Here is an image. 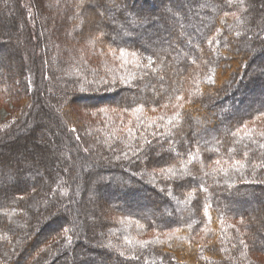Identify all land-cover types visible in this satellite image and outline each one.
Segmentation results:
<instances>
[{"label":"trees","instance_id":"trees-1","mask_svg":"<svg viewBox=\"0 0 264 264\" xmlns=\"http://www.w3.org/2000/svg\"><path fill=\"white\" fill-rule=\"evenodd\" d=\"M2 4L0 264H264V0Z\"/></svg>","mask_w":264,"mask_h":264},{"label":"rangeland","instance_id":"rangeland-1","mask_svg":"<svg viewBox=\"0 0 264 264\" xmlns=\"http://www.w3.org/2000/svg\"><path fill=\"white\" fill-rule=\"evenodd\" d=\"M3 0H0V15L3 16V12H4V6L2 4ZM264 9V8H263ZM262 9V10H263ZM264 12V10H263ZM264 18V17H263ZM72 23V22H71ZM18 28H16L15 30V34L18 33L17 36H19V32L20 31H23L25 28L24 26H22L20 23H18ZM71 27L69 26V29ZM15 37L14 35H9L8 36V39L9 41L11 42H15ZM25 51V47L24 46H20V49L18 50V55H22L23 56V53ZM16 54V53H15ZM4 57L6 59V56H1L0 55V58ZM58 97L60 98L61 97V94L58 93ZM5 102L7 103H0V123H5L7 121H11L12 118H13V110L15 109L14 105L11 103V102H8L6 100H4ZM5 104H8L7 106ZM144 113H131V114H128V116L126 117H123L119 122L125 126L126 129L130 128L132 126V124L137 120L136 118L137 117H140V116H143ZM156 116H154V114L151 115V119H155ZM50 130V129H49ZM57 160H61L59 157H57ZM61 162V161H60Z\"/></svg>","mask_w":264,"mask_h":264},{"label":"snow or ice","instance_id":"snow-or-ice-1","mask_svg":"<svg viewBox=\"0 0 264 264\" xmlns=\"http://www.w3.org/2000/svg\"><path fill=\"white\" fill-rule=\"evenodd\" d=\"M217 163H219V161H217ZM149 243H151V242H149Z\"/></svg>","mask_w":264,"mask_h":264}]
</instances>
